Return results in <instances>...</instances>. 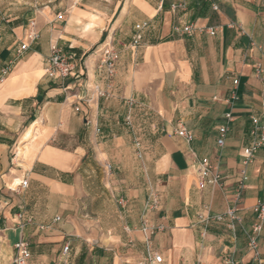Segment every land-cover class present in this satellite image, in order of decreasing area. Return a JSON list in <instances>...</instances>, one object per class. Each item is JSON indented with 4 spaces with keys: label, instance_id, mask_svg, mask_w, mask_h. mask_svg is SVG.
Masks as SVG:
<instances>
[{
    "label": "crops",
    "instance_id": "1",
    "mask_svg": "<svg viewBox=\"0 0 264 264\" xmlns=\"http://www.w3.org/2000/svg\"><path fill=\"white\" fill-rule=\"evenodd\" d=\"M179 1L35 0L5 20L0 69L11 68L0 82V264H11L19 240L29 245L27 264H136L149 251L160 264H223L226 257L258 264L245 232L264 197V148L246 167L241 152L264 103V0H215L217 10L184 0L173 10ZM30 21L37 38L17 55ZM144 22L139 45L124 47ZM184 24L197 30L173 32ZM212 27L213 36L204 31ZM55 45L69 58L67 78L46 74ZM105 45L117 55L112 76L99 67ZM178 128L193 140L179 138ZM189 152L209 158L222 183L198 189ZM242 168L248 181L236 203ZM150 190L160 211H145ZM234 205L241 222L233 229L197 219ZM144 218L164 228L148 241ZM257 243L264 264V225Z\"/></svg>",
    "mask_w": 264,
    "mask_h": 264
},
{
    "label": "built area",
    "instance_id": "2",
    "mask_svg": "<svg viewBox=\"0 0 264 264\" xmlns=\"http://www.w3.org/2000/svg\"><path fill=\"white\" fill-rule=\"evenodd\" d=\"M211 3L212 9L217 10V6L215 5V0H205ZM184 0H180L178 3L172 6L173 10L183 9ZM56 18L58 20L62 19L61 14H57ZM29 28L27 33L25 34V42L20 43L19 48L16 51V54L19 55L28 49V42L34 41L37 38V33L35 31V23L33 21L29 22ZM148 24L146 22L142 23L138 26V33L134 35L131 42L124 47H136L139 45L141 41V33L140 30L146 28ZM173 32L180 36L191 35L195 30H197L196 26L193 24H184L182 26L173 27ZM204 31L213 36L217 28H206ZM52 54L48 61V68L46 74L50 78H67L72 71V68L69 63V58L62 54L61 50L55 45L51 48ZM117 55L114 51L113 47L110 45H105L100 51L99 57V67L104 68L106 74L108 76H112L114 72V66ZM11 68V64H8L0 69V82L5 80V78L9 75ZM238 79L234 78L232 80L233 86L238 85ZM233 99L237 100V96L234 92ZM128 105L130 107H134L136 102L133 100H128ZM75 111L78 112L79 107H75ZM231 122V118L227 116V123L219 126L217 128V139L215 140V144L218 148H221L224 145L225 138L229 132L228 124ZM85 125L89 126L90 122L85 120ZM98 131V128L96 129ZM175 134L183 139L185 142L189 143L193 140V134L187 131L184 128H178ZM264 148V103L262 104L261 112L257 116H252L250 118V128H249V142L242 149L241 158L242 165L246 167L253 159L254 155L260 150ZM134 149L137 158H142V147L138 140L134 142ZM191 164L195 167L198 177V189L203 190L209 185H220L222 183V175L219 169L212 164L209 158L204 157L197 159L194 152H189ZM107 172L110 171V166L106 165ZM248 181V175L245 168H242L239 171L238 178L235 182V195H236V203L239 201V198L245 189L246 182ZM20 188H25L27 186V181H22L19 185ZM161 210V201L160 196L157 191L150 190L145 202V211L147 212H157ZM238 207L234 205L229 208L224 214H213L208 210L203 211L202 213L197 215V219L200 223L209 224V223H224L227 222L228 227L233 229L234 224H240L241 219L238 215ZM252 212L254 214V222L252 223L250 230L245 232L247 238V248L254 253V259L260 263L258 259V243L257 236L263 229L264 225V197L252 208ZM55 222L59 221V218L54 219ZM24 224H21L22 227ZM43 229V228H40ZM164 228L162 225H151L147 218H144L142 221V232L148 241L149 238L156 231H162ZM13 249L15 255L11 261V264H27L30 259V251L29 245L26 241L19 240L13 245ZM68 246H64L62 248V253L67 254ZM162 262V257L154 251H149L147 255L140 260L137 261L136 264H160ZM223 264H243L241 261L234 260L230 257H226L223 259Z\"/></svg>",
    "mask_w": 264,
    "mask_h": 264
},
{
    "label": "rangeland",
    "instance_id": "3",
    "mask_svg": "<svg viewBox=\"0 0 264 264\" xmlns=\"http://www.w3.org/2000/svg\"><path fill=\"white\" fill-rule=\"evenodd\" d=\"M34 1L35 0H0V37L1 34L5 32V30H3L2 27V25H6L5 20L12 18L14 14H18L21 8H25L26 6L30 7L31 6L30 4H34ZM138 141L140 142V140Z\"/></svg>",
    "mask_w": 264,
    "mask_h": 264
},
{
    "label": "bare ground",
    "instance_id": "4",
    "mask_svg": "<svg viewBox=\"0 0 264 264\" xmlns=\"http://www.w3.org/2000/svg\"><path fill=\"white\" fill-rule=\"evenodd\" d=\"M88 29V28H87Z\"/></svg>",
    "mask_w": 264,
    "mask_h": 264
}]
</instances>
